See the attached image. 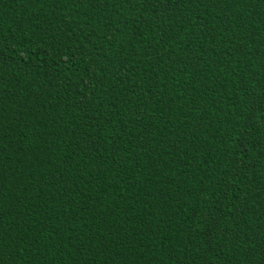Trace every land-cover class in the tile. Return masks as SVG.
<instances>
[{"label":"trees","instance_id":"obj_1","mask_svg":"<svg viewBox=\"0 0 264 264\" xmlns=\"http://www.w3.org/2000/svg\"><path fill=\"white\" fill-rule=\"evenodd\" d=\"M0 264H264V0H0Z\"/></svg>","mask_w":264,"mask_h":264}]
</instances>
